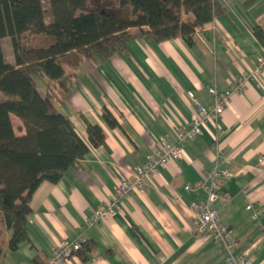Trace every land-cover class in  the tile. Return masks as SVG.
Wrapping results in <instances>:
<instances>
[{"label": "crops", "instance_id": "1", "mask_svg": "<svg viewBox=\"0 0 264 264\" xmlns=\"http://www.w3.org/2000/svg\"><path fill=\"white\" fill-rule=\"evenodd\" d=\"M225 12L195 34L193 45L181 38L159 43L128 42L124 53L109 58L81 57L76 69L65 66L58 82L38 80V90L53 110L65 114L87 141L86 123L101 127L105 144L87 155L57 183L42 182L30 199L28 239L9 251L10 230L0 226V264H50L62 239L89 243L88 250L62 264H224L210 235L196 231L189 207L206 200L203 189L215 168L230 173L219 179V197L210 206L231 230L235 254L248 251L252 264H264V72L231 95L216 122L183 145V159L159 168L143 192L123 200L120 212L96 224L86 219L107 204L115 182L127 176L167 134L185 125L194 110L191 91L202 106L213 99L208 87L224 91L242 72L250 74L263 44L254 26L264 27V0H217ZM45 45L51 40L45 38ZM36 46V47H43ZM106 108L119 126L102 118ZM17 133L19 119L11 116ZM223 159L215 162V143ZM248 205L261 210L257 219Z\"/></svg>", "mask_w": 264, "mask_h": 264}, {"label": "trees", "instance_id": "2", "mask_svg": "<svg viewBox=\"0 0 264 264\" xmlns=\"http://www.w3.org/2000/svg\"><path fill=\"white\" fill-rule=\"evenodd\" d=\"M223 12L217 0H0V226L10 230L9 251L28 239L30 199L38 186L57 183L90 146L105 144L101 127L89 122L87 141L81 138L68 116L40 93L38 80L58 82L65 66L76 69L81 57L124 53L133 39L181 38L191 46L195 34ZM253 34L264 46V27L254 26ZM23 36L51 42L35 47ZM5 38L12 61L5 58ZM12 115L23 127L20 134ZM102 118L111 128L119 126L106 108ZM89 247L83 243L78 254ZM34 262L45 264L38 257Z\"/></svg>", "mask_w": 264, "mask_h": 264}, {"label": "built area", "instance_id": "3", "mask_svg": "<svg viewBox=\"0 0 264 264\" xmlns=\"http://www.w3.org/2000/svg\"><path fill=\"white\" fill-rule=\"evenodd\" d=\"M264 72V55L258 56L254 70L250 73L242 72L236 79L229 83L224 91H218L215 86L208 87L213 102L209 106H202L194 99V94L189 91L187 97L194 101V110L188 122L176 129L174 140L167 134L159 138L158 146L145 157L144 162L136 167L131 174L120 177L116 180L111 198L107 204L99 205L94 212L86 219L87 224H96L107 218L117 215L123 200L130 198L134 194L143 192L147 181L155 176L159 168L164 167L171 161L183 159V145L186 141L193 140L202 134L203 126L207 122H216L223 113L231 95L244 90L247 82L251 79H259ZM223 159L222 145L215 143V162L218 165ZM259 162H264V157L259 158ZM231 176L225 171L216 168L206 175V184L197 185L193 188L185 186L186 191L203 189L206 193V200H193L189 207L194 215V227L196 231L211 236L217 251L224 256V264H252L248 251L236 255L237 243L229 227L224 224L213 210L210 204L219 197V179ZM247 209L252 212L253 217L259 219L262 212L259 209L248 205ZM83 248V243L79 240L68 241L62 239L52 251L51 264H62V262L72 256H77Z\"/></svg>", "mask_w": 264, "mask_h": 264}, {"label": "rangeland", "instance_id": "4", "mask_svg": "<svg viewBox=\"0 0 264 264\" xmlns=\"http://www.w3.org/2000/svg\"><path fill=\"white\" fill-rule=\"evenodd\" d=\"M98 1V0H97ZM46 6V3H45ZM26 40L31 46H43L45 45V37L43 36H23L22 41ZM2 46L5 53V58L7 61H12V49H11V42L10 38H5L2 42Z\"/></svg>", "mask_w": 264, "mask_h": 264}]
</instances>
